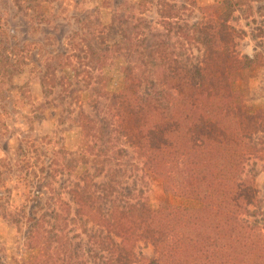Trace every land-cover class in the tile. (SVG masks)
<instances>
[{
    "label": "trees",
    "instance_id": "obj_1",
    "mask_svg": "<svg viewBox=\"0 0 264 264\" xmlns=\"http://www.w3.org/2000/svg\"><path fill=\"white\" fill-rule=\"evenodd\" d=\"M241 5L220 0L183 24L200 57H177L169 33L154 26L150 37L128 42L149 71H159L138 90L107 89L106 75L102 90L93 87L88 105L102 121L89 114L74 121L80 146L55 160L64 175L58 203L28 225L20 264H135L140 242L152 246L143 264H264L256 183L264 169V106L234 85L258 63V54L236 48L231 18ZM107 47L103 59L88 47L89 59L106 61ZM45 82L42 75L48 93ZM138 169L160 180L164 198L155 207L132 176Z\"/></svg>",
    "mask_w": 264,
    "mask_h": 264
},
{
    "label": "rangeland",
    "instance_id": "obj_2",
    "mask_svg": "<svg viewBox=\"0 0 264 264\" xmlns=\"http://www.w3.org/2000/svg\"><path fill=\"white\" fill-rule=\"evenodd\" d=\"M218 1L0 0V262L21 263L28 225L58 203L64 175L57 174L55 160L80 146L74 121H84V114L102 121L88 105L93 87L102 90V76L109 79L107 89L138 90L159 71V66L149 71L144 54L128 48V42L164 30L173 54L200 57L201 49L180 29L208 14ZM166 11L173 15L164 20L170 29L162 22ZM231 24L239 35L236 48L258 54V63L242 71L234 85L249 103L262 107L264 0H242ZM106 45L105 61L100 49ZM88 47L100 54L99 63L89 59L94 55ZM42 75L48 93L40 85ZM141 172L132 171V176L137 175L138 186L155 207L164 198L160 180ZM256 183L258 197L264 199V169ZM135 250V264L152 254V246L144 242Z\"/></svg>",
    "mask_w": 264,
    "mask_h": 264
}]
</instances>
